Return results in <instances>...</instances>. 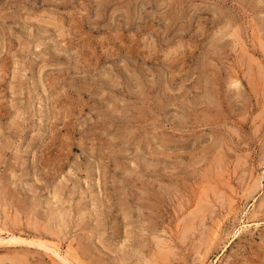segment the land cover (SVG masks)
Instances as JSON below:
<instances>
[{
    "label": "rangeland",
    "instance_id": "374dc122",
    "mask_svg": "<svg viewBox=\"0 0 264 264\" xmlns=\"http://www.w3.org/2000/svg\"><path fill=\"white\" fill-rule=\"evenodd\" d=\"M0 264H264V0H0Z\"/></svg>",
    "mask_w": 264,
    "mask_h": 264
}]
</instances>
